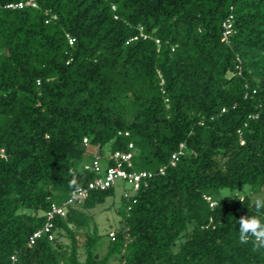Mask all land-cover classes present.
<instances>
[{"label": "trees", "instance_id": "obj_1", "mask_svg": "<svg viewBox=\"0 0 264 264\" xmlns=\"http://www.w3.org/2000/svg\"><path fill=\"white\" fill-rule=\"evenodd\" d=\"M20 1L0 0V264H264L238 240L254 210L235 193L264 188V0L5 7ZM95 149L105 166L120 150L127 170L152 172L120 194L118 227L103 234L90 211L116 182L29 245L51 203L97 176Z\"/></svg>", "mask_w": 264, "mask_h": 264}, {"label": "built area", "instance_id": "obj_2", "mask_svg": "<svg viewBox=\"0 0 264 264\" xmlns=\"http://www.w3.org/2000/svg\"><path fill=\"white\" fill-rule=\"evenodd\" d=\"M24 5H36V0H25L23 2H17V3H7L5 4V7L8 8H18L22 7ZM1 6V5H0ZM231 17V16H230ZM230 17L226 18L223 22V38L225 41L228 40V36L231 33V20ZM225 108H222V111H224ZM127 134V132H126ZM87 138L83 139V142L87 144ZM130 146H132V143H129ZM186 150L185 143H180L179 147L176 151L172 152L171 157L169 159L170 165H175L177 159L180 155L184 154ZM93 160L91 165H85L86 168H92L97 176L86 186H79L74 188L70 196L67 198L66 201L62 203V205H59L55 202L51 203L50 210L46 213L48 221L43 226L42 229L35 231L29 240V245L32 243L33 239L36 237H39L42 232H47L50 230L51 223L49 222V219H51L54 214H60L64 215L66 212L65 206L67 204H74L75 202L82 201L89 191L96 190V189H105L112 184H115L118 181L127 180L128 183L131 185L130 191L123 190V195L128 196L132 194L135 190H137L140 187V183L144 178L151 177L152 172L140 170V171H129L125 168V166L129 167L131 165V152H124L120 150H116L113 153L109 155V159L112 160L113 164L110 166H105L100 162V152L95 149L93 154ZM166 166H161L158 169V173H163ZM206 199L210 201V205H214L215 201H211L210 197L206 196ZM112 234V232H111ZM51 237V235L49 236Z\"/></svg>", "mask_w": 264, "mask_h": 264}, {"label": "rangeland", "instance_id": "obj_3", "mask_svg": "<svg viewBox=\"0 0 264 264\" xmlns=\"http://www.w3.org/2000/svg\"><path fill=\"white\" fill-rule=\"evenodd\" d=\"M108 148V147H107ZM107 149L103 148V152L106 153ZM123 189L130 191L131 185L125 181H118L115 186V196L108 197L106 201L100 205H97L95 208L91 209L95 220L98 222L99 227L103 234L115 229L118 227L119 215L117 213V207L119 205V197ZM252 187L249 184L242 185L235 193L239 196L249 194L251 197L255 193H264V188H260L256 192L251 191ZM228 189H221L216 195H225L229 194ZM107 235H103L97 243V251L99 254H103L106 250ZM114 264H118L116 261Z\"/></svg>", "mask_w": 264, "mask_h": 264}, {"label": "clouds", "instance_id": "obj_4", "mask_svg": "<svg viewBox=\"0 0 264 264\" xmlns=\"http://www.w3.org/2000/svg\"><path fill=\"white\" fill-rule=\"evenodd\" d=\"M249 207L254 212L239 218L238 240L241 244H251L253 252L264 253V193L253 194Z\"/></svg>", "mask_w": 264, "mask_h": 264}]
</instances>
